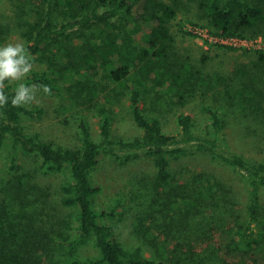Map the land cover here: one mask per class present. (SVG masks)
<instances>
[{"label": "trees", "instance_id": "16d2710c", "mask_svg": "<svg viewBox=\"0 0 264 264\" xmlns=\"http://www.w3.org/2000/svg\"><path fill=\"white\" fill-rule=\"evenodd\" d=\"M190 5L195 7L194 18L205 20L215 37L247 40L264 35V0H22L17 4L14 25L33 64L41 65L24 83L46 84L58 92L65 89L68 100L84 110L95 109L99 138H93L83 113L79 145L63 146L26 132L22 119L41 109L13 107L10 100L17 84L6 81L9 104L0 108V152L9 141L11 148L36 154L39 166L47 171L68 168L60 203L72 208L75 237L62 245L63 250L54 251L59 237L56 223L68 227L69 222L52 220L42 192L28 184L27 175H19L10 196L20 210L33 212L17 222L0 203V264H264V158H247L220 147L224 106L236 105L244 117L264 126V49H253L249 61L237 64L230 74L208 73L188 61H174L171 23ZM178 29L191 34L181 25ZM6 31L0 23V34ZM218 45L230 51L241 48ZM210 91L219 94L214 97L218 106L201 103L209 123L199 128L194 116L182 111L176 116L179 131H164L157 107L181 108L197 94L205 98ZM123 99L141 129L129 139L112 133L113 107ZM196 151L240 172L246 184L244 201L206 172L187 180L175 175L171 158ZM12 152L10 166L16 169ZM101 153L123 161L152 159L153 187L139 197L141 218L147 230L171 243L166 254L148 257L141 246H125L105 220L113 210L95 208L93 198L100 188L92 181V171ZM89 242L96 255L75 254L77 247Z\"/></svg>", "mask_w": 264, "mask_h": 264}, {"label": "rangeland", "instance_id": "374dc122", "mask_svg": "<svg viewBox=\"0 0 264 264\" xmlns=\"http://www.w3.org/2000/svg\"><path fill=\"white\" fill-rule=\"evenodd\" d=\"M22 0H0V23L7 29L0 34V46L9 42H23L15 27L17 4ZM195 7L180 12L172 21L171 28L174 36V61H188L208 73L220 71L223 74H230V71L237 64L248 62L253 49H264V35L256 38H248L245 42H235L240 49L230 51L218 45V40L213 36L205 20L194 18ZM189 19L195 20L191 22ZM191 34H183L178 27ZM138 44L142 43L138 40ZM235 45L234 43H232ZM34 68L39 69L38 64ZM25 80V79H24ZM24 80L21 81L24 83ZM20 82H12L16 85ZM69 83H64L66 85ZM62 85V84H61ZM218 92L210 91L205 97L197 94L191 98L186 106L173 110L166 107H157L156 114L162 122L165 132L176 134L179 127L176 116L179 112H189L194 116L197 126L203 127L209 123L207 113L201 109L202 104L218 106L215 96ZM202 98V99H201ZM37 101L28 108H39L40 112L34 111L32 116H25L22 119L24 130L30 134H37L41 139L52 140L63 146H76L80 144V117L83 113L87 119L90 131L95 140L99 138V118L95 109L84 110L82 106L71 102L67 98V92L54 91L51 95L37 94ZM221 105V102H219ZM177 108V109H175ZM115 120L112 133L114 136L125 139L139 135L141 129L136 125L128 108V101L124 99L114 107ZM155 113V112H153ZM225 126L220 137L222 150L236 152L247 158H264V126L259 125L251 116L244 117L238 106H224L222 109ZM15 152L16 169L11 168L10 154ZM13 153V152H12ZM172 171L179 179L187 180L193 174L206 172L218 178L226 187L230 188L236 199L244 201L246 184L240 174L232 167L226 165L219 159L213 158L204 152H189L178 158H171ZM155 167L152 159L147 156H140L129 161H123L112 155L101 153L99 163L92 171V181L99 186L100 190L93 198V204L98 210H113L106 221L113 226L115 237L127 247L141 246L143 253L148 257L166 254L171 243L162 237L156 236L151 230L144 227L142 220V207L140 198L144 191L153 187V175ZM27 175L28 184L35 186L40 194L45 197V211L51 214V219L56 221L66 219L68 227L57 226L58 235L54 241L55 252L57 247L63 250L67 241L75 237L72 208L64 207L60 203L61 184L69 177V170L47 171L39 166L38 157L34 153H25L20 148H11L9 141L5 143L0 152V203L15 220H24L33 212L32 208L20 210L19 205L12 200V188L17 185V177ZM12 188V189H9ZM37 192V191H36ZM35 192V193H36ZM8 193V194H7ZM10 193V194H9ZM264 202V194H263ZM83 257L94 256L97 250L89 242L86 245L77 247L75 254ZM264 253V252H261Z\"/></svg>", "mask_w": 264, "mask_h": 264}, {"label": "clouds", "instance_id": "9594fccd", "mask_svg": "<svg viewBox=\"0 0 264 264\" xmlns=\"http://www.w3.org/2000/svg\"><path fill=\"white\" fill-rule=\"evenodd\" d=\"M32 54L23 42H9L0 46V108L9 104L5 89L6 81L20 82L13 89L10 103L13 107L30 105L37 101V94L51 95V87L46 84H25L23 81L34 68Z\"/></svg>", "mask_w": 264, "mask_h": 264}, {"label": "built area", "instance_id": "2783aa9c", "mask_svg": "<svg viewBox=\"0 0 264 264\" xmlns=\"http://www.w3.org/2000/svg\"><path fill=\"white\" fill-rule=\"evenodd\" d=\"M215 38L220 43H234L235 44V42L237 43V42H245V41H247V40H238L236 38H230V39H223V38H218V37H215Z\"/></svg>", "mask_w": 264, "mask_h": 264}]
</instances>
